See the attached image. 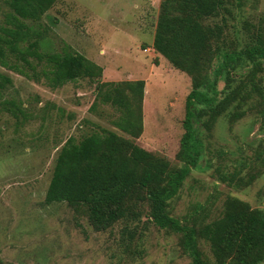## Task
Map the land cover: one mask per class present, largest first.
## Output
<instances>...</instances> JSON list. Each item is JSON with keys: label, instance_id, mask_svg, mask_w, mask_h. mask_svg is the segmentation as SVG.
Listing matches in <instances>:
<instances>
[{"label": "trees", "instance_id": "16d2710c", "mask_svg": "<svg viewBox=\"0 0 264 264\" xmlns=\"http://www.w3.org/2000/svg\"><path fill=\"white\" fill-rule=\"evenodd\" d=\"M57 1L8 0L0 64L21 74L25 67H48L43 73L52 87L88 78L97 98L117 114L110 118L113 127L63 143L45 201L66 202L96 231L117 230L129 258L145 255L148 232L155 226L177 238L189 264H264V182L258 192L261 206L234 193L264 179V13L245 15V0L160 1L155 60L165 57L192 85L185 132L172 161L137 142L144 132V79L105 81L104 68L73 48L44 51L49 44L37 23ZM0 77L1 92L12 79ZM0 109L17 119V127L28 118L24 104L15 99L0 101ZM247 117L259 129L250 152L240 147L235 156L233 150L212 147L221 118L233 130ZM202 165L213 170L215 191L187 215H177L173 202ZM220 184L229 189L218 206Z\"/></svg>", "mask_w": 264, "mask_h": 264}, {"label": "rangeland", "instance_id": "374dc122", "mask_svg": "<svg viewBox=\"0 0 264 264\" xmlns=\"http://www.w3.org/2000/svg\"><path fill=\"white\" fill-rule=\"evenodd\" d=\"M160 1L58 0L37 28L49 44L44 51L73 48L104 68L105 81L144 79V132L137 142L176 161L192 85L190 77L165 57L155 60L152 45ZM245 1V15H263L264 0ZM9 14L8 0H0V34ZM44 69L43 65L35 70L25 67L27 74H21L0 64V73L12 79L1 90L0 101L15 99L28 114L17 127V119L0 109V264H189L177 238L155 226L148 232L145 255L129 258L122 252L117 230L96 231L66 202L45 201L63 143L71 136L80 140L103 126L113 127L110 118L117 110L97 98L95 84L88 78L52 87ZM258 130L250 117L233 130L221 118L212 147L233 150L235 156L240 155V147L250 152ZM212 173L204 165L194 169L173 202L177 215H187L215 191ZM263 182L259 179L234 193L261 206L258 192ZM219 189L218 206L229 188L220 184Z\"/></svg>", "mask_w": 264, "mask_h": 264}, {"label": "crops", "instance_id": "0c3cea01", "mask_svg": "<svg viewBox=\"0 0 264 264\" xmlns=\"http://www.w3.org/2000/svg\"><path fill=\"white\" fill-rule=\"evenodd\" d=\"M115 78H112V79H108V80H114ZM129 79H133V78H129ZM115 81V80H114Z\"/></svg>", "mask_w": 264, "mask_h": 264}]
</instances>
